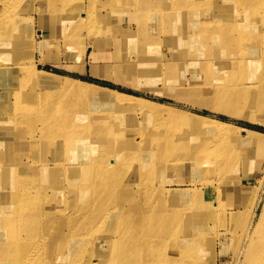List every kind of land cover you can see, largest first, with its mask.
<instances>
[{
  "label": "rangeland",
  "instance_id": "obj_1",
  "mask_svg": "<svg viewBox=\"0 0 264 264\" xmlns=\"http://www.w3.org/2000/svg\"><path fill=\"white\" fill-rule=\"evenodd\" d=\"M77 1H73L74 3L69 6L62 5V2H60L55 8L58 13L61 11V14H73L68 12L75 10L78 4H81L84 8L88 0ZM136 1L96 0L94 3L96 17L92 21L95 26V37L101 40L105 39L104 36L113 37L111 40L105 39V42H109V44L97 50H116L114 57L119 64L130 66L128 69H119L123 74L120 75L123 76L122 80L114 77L112 68L102 67V61L107 60V53L95 55L97 58L95 64L98 65L96 71L91 70L88 63L89 51H87V59L83 63H79L77 58L74 57L78 50H80L78 52L87 50L88 38H90V33H93V31H87V26L81 31L82 38L80 37L79 40L71 32L63 33L59 37L54 36V32L49 31L47 35L43 34L49 44L40 49L42 51L41 55L38 52L35 53L36 58L32 63H29L26 58V44L18 40L14 34H10L5 40L0 41L5 42L6 48H11L3 50L2 53L0 52V58H4L0 59V66L7 67L5 60H15L23 66L31 64L34 69L40 71L141 97L165 107L161 110H153L152 115L150 114L153 117L149 118L151 117L149 114H144L140 110H135L134 113H124L119 112L112 106L102 105L100 101L103 95L94 93L91 95V99L84 102L83 105L79 102L76 106L70 108L79 113L85 105L83 110L90 113L98 115L102 112L105 116L107 113L112 114L110 121L101 119L94 123L88 136L84 139L85 144L83 146L85 148L95 147L100 150L105 145H110L111 149L116 148V154H122L126 158H135L136 162L127 167L126 173L114 172L99 180V184L103 183L104 180L114 184L124 183L126 187H120L119 192L116 191L115 193H118L117 197L119 199H124L125 195L131 196L134 193L135 183L140 178L138 169L151 170L149 174L145 172L142 179L155 188L167 189L172 186L183 188L178 181H188L190 179L197 181L200 179L192 169H189L187 166L189 163H182L180 157H171L166 161L163 160V163L157 162L158 158H161V155L163 156V153L178 150L182 147V145L173 148L165 146V137L174 135L176 139H173L174 142H184L182 139L186 138L183 136L186 132V134L196 138L192 145L194 148L210 138V135H207L206 132L198 131L199 126L196 123L171 122L174 121L173 117L178 113L180 117L184 115L187 117L204 116L264 134V114L255 115V120L250 119L248 110L251 103L253 104L252 96L247 100L239 98L237 101L231 102L228 107L225 105L220 112H214L211 107L212 103L210 105L206 104L210 100L209 97L213 98L216 92L220 97L225 94L227 89L220 87L222 81L239 82L242 77L248 75V69L240 67L241 63L264 66V60L259 57L260 53H264V43L259 44L258 41L261 32H264V0H257L254 4L247 2V0L238 3L235 0H220L218 4L223 3L226 5V9L209 11V6L213 7L212 0L207 7V14L204 16H198L194 13L199 10L189 8L190 12L184 11L188 8L187 5L190 4L189 0H163L164 6L169 8L164 13L163 5L137 9L132 4ZM177 2L182 6V11L177 12L175 7ZM1 5L11 14L19 11L22 13L31 7L30 14L35 19L33 30L35 32L34 37L37 38L36 42L42 38V29L36 22L38 15L42 16L43 13L48 16L55 15V10L47 6L46 0H0ZM171 6L174 8H171ZM103 9L106 10V13H102ZM219 12L220 15H217ZM141 14L149 19L147 31L155 33L147 39H142L140 35L143 30L138 22ZM179 16L182 18L180 22L183 23V26L179 27L178 34H175L174 37L173 30L175 27L173 23L176 19L179 21ZM226 19L229 23L228 28H212L211 33L222 32L220 35L212 34L213 37L197 35L191 27L186 26V23L209 24L214 22L223 26L221 23ZM18 21L19 19H17ZM113 21H115V25L119 24L120 28H113ZM162 25L166 29L164 35L161 34ZM124 27H128L129 31L123 32L122 28ZM208 27H203L205 28L204 33H207ZM230 28L234 29L240 37L233 36V31ZM57 30H61L60 26ZM121 32L127 33L126 38H123V42L129 41V47L127 48L125 45H115L116 43L121 44V39L118 36L122 34ZM140 40L145 43L143 45L135 43ZM251 40L255 42L258 51L250 50ZM79 41L81 42L79 43ZM236 41H243L245 44L237 47L234 44ZM132 43H134V46H132ZM151 43H154V46H150ZM119 48H121V51H119ZM126 49L128 50L125 51ZM210 50L213 53L215 50L216 53L209 55ZM73 53L74 55L71 56ZM226 56L232 64L241 61L237 65L238 68L237 66L233 69L226 67L224 61ZM113 64H115V61ZM207 65L209 69H206ZM260 78L264 80V72H261ZM43 79L48 84H53L48 87L49 89L43 86L32 87L31 93H29V89L19 93V91L14 90V85L12 86L10 83L0 84V95L5 94L3 96L6 98L5 104L0 106V157L2 158L0 159V172H2V176H0V196L5 199L2 201L0 208V229H2V222L8 228L7 234H4V232L0 234V236H4L2 240L0 239V264H67L71 258V255L65 253L64 249L57 254L53 248V243L63 237L67 223L65 228L60 229L61 235L58 234L56 226L49 225V223L53 217L60 215L59 212H68L70 207L68 202L78 200L87 185L79 178V175H76L78 165L82 162V151H79L78 141L72 144L70 155L61 154L59 156L55 148L58 134L53 131V128L56 127L54 123L52 126L47 127L46 122L49 119L45 120V117H43L45 112L56 113L55 108L35 107L31 112L28 109L25 110L22 116L24 118L20 120L8 119L13 114L11 106H13L16 97L20 98V101H24L23 104L28 107L37 102L38 93L42 91L53 92L58 88L60 89L61 81L50 77H43ZM191 90L192 92H189ZM93 100L95 101L93 102ZM106 102H108L107 99ZM55 104L57 105V102ZM60 104L63 106V102ZM244 106H247V109L242 111ZM227 112H231V114ZM61 119L65 120L64 116ZM210 127L204 128L208 130ZM64 132H66V127ZM149 133L159 135L157 137V140H160L158 149L153 146L156 138L150 147L145 143H143L144 148L141 147V136H146ZM231 133L238 135V141H232L231 144L228 142L229 145L223 146L225 147L224 150L226 153L235 150L238 151L239 155L235 154L232 159L233 166L229 171L231 175L229 178L227 177L228 180L221 181L220 187L224 184V192L223 197L218 198L217 202L226 211V204H221L223 200L226 203L230 202L229 205H235L238 202L237 209H244L253 201L249 208L251 210L260 184H263L262 193L264 195V141L261 139L252 141L238 131L231 130ZM117 142L119 143L116 146ZM211 152L208 155L209 157L205 158L208 163H212L211 160L219 159L218 154L211 156ZM111 159L112 156L109 153L106 160L98 162L108 165L111 163ZM224 159L229 161L230 155L225 156ZM73 160L74 165L66 167V164ZM91 163L92 158L88 164ZM160 163H162L161 166ZM174 164H178L180 167L175 170L167 167ZM59 171L61 175H58ZM49 175H51V179L48 177ZM207 178L210 179L209 176ZM56 181L57 183L62 182L64 186L62 197L59 198L57 197L58 193L56 194V191L51 189L56 185ZM216 181H213V183ZM68 182L72 183L71 189H69ZM184 189L188 190L185 192L178 191L177 194H174L175 196H172L175 197L173 198L175 205H172L166 199L169 194L166 191L163 192L162 208L157 206L154 216L162 215L161 217L166 218L168 217L167 213L178 215L180 214L177 213L178 208L185 206L186 203H191L193 200L199 201L201 196L199 198L198 194L204 192L202 190L197 193L189 191V184ZM49 191L53 193L48 196ZM152 196H154V193L151 192L150 197ZM28 201L35 202L36 205L28 207L26 205ZM93 203L94 200L90 199L88 205ZM186 207L187 205L183 208ZM260 208L259 203L256 214L260 212ZM188 212L189 209L185 213L188 215ZM242 215L247 216V218L244 217L237 228H234V225L230 224L228 220L225 221L222 227L221 223L223 221L214 220L213 217L209 216L207 226L201 225L202 231L200 233L193 230V232L187 234V230H184V228L190 226L189 222L180 221L177 223L175 221L173 229L176 228L177 233L173 234L170 246L172 244L177 245L178 240L181 244L179 245L180 249L175 246L176 256L174 258L179 261V264H241L245 257L247 241L251 237L257 219H252L250 223V213ZM112 225L113 220L109 223L105 233L97 237L98 243L108 242ZM181 228L184 235H181ZM81 230L86 229H77L76 231L80 234ZM165 233V228L159 230L158 236L160 239ZM216 233L222 235V249H219L218 245L213 243L211 239L213 238L212 235ZM199 235L203 237L197 239L199 241L194 249L190 240L196 239ZM12 242H14L12 248L8 247V251H5V247ZM74 243L75 246L72 250H78L83 241L77 239V242ZM186 248L191 250L186 252ZM201 249L205 250L200 256L197 251ZM106 254L107 252L102 253L101 257L104 258ZM210 254L212 255L210 256ZM58 256L61 259L60 261L57 258ZM96 259V257L92 258L91 256L88 260L86 259V262L97 264Z\"/></svg>",
  "mask_w": 264,
  "mask_h": 264
},
{
  "label": "bare ground",
  "instance_id": "obj_2",
  "mask_svg": "<svg viewBox=\"0 0 264 264\" xmlns=\"http://www.w3.org/2000/svg\"><path fill=\"white\" fill-rule=\"evenodd\" d=\"M73 1L77 0H59L57 2L55 0H46L47 6H49L52 10H55V15L48 16L44 15V13L42 16L38 15L36 22L40 29H42V38L38 41L40 44L36 42L37 38L34 37L35 32L33 30V27L35 19L30 14L31 7L27 10H24L22 13L19 11L18 13L11 14L7 11L6 8H4L3 5H1L0 41L5 40L8 36H10V34H14V36L18 40H21V42L26 44V58L29 63H32L34 61V58H36L35 53L38 52L39 55H41L42 51H40V49L49 44L48 40L45 38V36H43V34L47 35V32L49 31L54 32L53 35L59 37L63 33L66 34L68 32H71L75 34L79 40L80 37L82 38L81 31L85 29V26H87V31H93V33H90V38H88L89 45H87V50H81V52H78L80 51L78 50L75 55L74 53L71 54V56L74 55V57L77 58L79 63H83L84 60L87 59V51L92 54L95 53V51H102L97 49L107 46L109 42H105V39L111 40L113 39V37L104 36V40L95 37V26L92 20L96 17V14L94 12V3L96 0H88L87 4H85L86 6L84 5V8L81 6V4H78L75 10L68 12L73 14H61V11L58 13V10L55 8L56 5L60 2H62V5L69 6L74 3ZM189 1L190 4L187 5L188 8L184 11L190 12L191 10L189 8L193 10H199L197 12H194L198 16H204L205 14H207V7L212 2V0ZM219 1L220 0H213V2L211 3L213 4V7H210V5L209 11L225 10L226 5H224L223 3L218 4ZM235 1L236 3H238L242 0ZM256 1L257 0H247V2H250L251 4H254ZM162 2L163 0H137L132 4L134 5V7H137V9H145L149 6L154 7L155 5L164 6L165 4ZM175 7L177 12L182 11V6L178 2ZM171 8L174 7L171 6ZM168 10V6L163 7V13ZM102 13H106V10L103 9ZM208 14H210V12H208ZM217 15H220V12ZM17 19H19L18 22ZM181 19V16H179V21L178 19H176L173 23V26L175 27L173 30L174 37L176 36L175 34H178V31L180 29L179 27L183 26V23L180 22ZM148 21L149 19L143 14H141L138 19L139 25L143 29L142 32L140 31L142 39H147L148 37H152V35L155 34L147 31ZM221 24L223 26H221L217 22L209 24L186 23V26L191 27V29L195 31L197 35L213 37V35H220L222 34V32L211 33L212 28H228L229 26L227 19L224 20ZM59 26L61 30H57ZM163 26L164 25H162L161 30L162 35L165 34L166 30L163 28ZM204 26H209L207 33H204ZM112 27L120 28V25L117 24ZM122 31L127 32L129 31V28L124 27L122 28ZM232 31L233 36L240 37V35H238L234 31V29H232ZM123 32H121V35H118L121 39V44L116 43L115 45H125L127 48L129 47V41L123 42V38H126L125 36L127 35V33L124 34ZM258 41L259 44L264 43V32H261L260 37H258ZM80 42L81 41H79V43ZM135 43L143 45V43L145 42L140 40ZM250 43V50L258 51L255 47V42L251 40ZM234 44L238 47L239 45L245 44V42L236 41V43ZM149 45L154 46V43H151ZM132 46H134V43H132ZM7 49L11 48H6L5 42H0V52L2 53L3 50ZM127 50L128 49H126L125 51ZM115 51L116 50L111 49V53L113 55L111 61H109V52L107 50L103 51V53H107V60L103 63V66L106 68H112L114 70V77H116L118 80H122L123 76L120 75L123 74L121 73V71H119V69H128L130 66L119 64L118 60L114 57ZM119 51H121V48H119ZM214 53H216L215 50ZM214 53L210 50L209 55ZM259 57L261 60H264V53H260ZM89 59L90 62H92L93 56H91V58ZM114 61L115 64H113ZM224 61L225 66L230 69H233L241 62L236 61L234 62V64H232V62H229L227 56L225 57ZM5 63L7 67L4 65L0 66V84L10 83L12 86L14 85V90L19 91V93L27 89H29V93H31L32 87L35 86H43L44 88L49 89L48 87L53 83L48 84L47 81L43 79V77H50L61 81L59 85L60 89L58 88L53 92L42 91L38 93L37 102L34 105L26 107L23 104L24 101H20V98L16 97L13 106H11L13 114L8 119L20 120L24 118L22 116L25 110L28 109L29 112H31L35 107L44 108L45 106H47L49 109L55 108L56 113L45 112L43 114V117H45V120L49 119L46 122L47 127L52 126V124L54 123V126L57 128H53V131L58 134L55 141L57 143V146L55 148L59 156L61 154L67 156L70 155L72 144L78 141L79 151H82V162L78 165V171L76 175H79V178L86 182L87 185L84 187V190L81 192L82 194H80L78 200L68 202L70 205L69 211L66 213L62 211L59 212L60 215H56L55 217H53L51 222L49 223V225L52 224L56 226L59 235H61L60 229L65 228L67 223L66 231L63 233V237H60L56 242L53 243V248L57 254L64 249L65 253L71 255V258L69 259L67 264H89L86 262V259L88 260L91 256L92 258H97V264H179V261H176V258H174V256H176V251L174 250V248L175 246H178L177 249H180L179 245L181 243L178 240L177 245L172 244L170 246L173 239V234H175V232L177 233V229H173V224L175 223V221H177V223L180 221L189 222L190 226L184 228V230H187V234L189 232H193V230L200 233L202 231L201 225L207 226L209 216L213 217L214 220L223 221L221 223L222 227L224 226L225 221L227 222L228 220L230 224L234 225V228H237V225L241 223L244 217L247 218V216H243L242 214L248 215L249 213L250 223L252 219H257L252 229L251 237L247 241L245 257L241 264H264V195L262 193L263 184H260L258 187V194L251 210H249V208L252 205L253 201L252 203H249L244 209H237V204H239L238 202H236L235 205H229L230 202L226 203L223 200L221 201V204H226V211L225 209H223V206H220L217 202L218 198H221V196L223 197L224 192V184L220 187L221 181L228 180L229 176L231 175L229 171L233 166L232 159L234 158L235 154L239 155L237 153L238 151L236 152L235 150L231 151L230 153H226L224 150L225 147H223L225 145H229V143L231 144L232 141H238V135L231 133V130L238 131L241 134H244L247 139H251L252 141L259 139L264 141V134L242 129L232 124L209 119L204 116L194 115L187 117L186 115H184L180 117L178 113L175 117H173L174 121L171 122L175 123L177 121L184 124L196 123L199 126L198 131L206 132L207 135H210V138L204 140L200 145L194 148V146L192 145L195 142L196 138L191 137V135L186 134V132H184L183 134V136L186 137L185 139H182V141L184 142H174L173 139L176 140L174 135L165 137V146L173 148L175 146L182 145V147L178 150H171L163 153V156L161 155V158H158L157 162H162L163 160L166 161L171 157H180L182 163H189L187 164L189 169H192L194 173H196L200 177V179H198L197 181L194 179H190L188 181H178L180 185L183 186V188L179 186H172L167 189H162L161 187L155 188L150 183H146L145 180L142 179L143 174L145 172L149 174L151 170L138 169L140 178L137 180L138 182L135 183L136 185L134 193L131 196L125 195L124 199H119L117 197L118 193H115L116 191L119 192V190L121 189L120 187H126L124 183L114 184L111 182H106L104 180L103 183L99 184V180L104 179L105 176L113 174L114 172L126 173L127 167L136 162L135 158H126V156L122 154H116V148L111 149L110 145H105V147L101 148L100 150L96 149L95 147L85 148L83 146L85 144L84 139L88 136L94 123L100 121L101 119L110 121L112 114L107 113L106 116L102 112L98 115L93 114L87 110H83L85 105L82 107L79 113L74 112V109L70 108L76 106L79 102H81L80 104L83 105L84 102L91 99V95L94 93L96 95H103L100 104L110 107L112 106L119 112L124 113H134L136 112L135 110H140V112L143 111L144 114L152 115L153 110H161L165 107L157 102L149 101L141 97L119 93L115 90L95 86L84 81H79L67 77H60L61 75L40 71L34 69L31 64L23 66L22 64L17 63L15 60H5ZM240 67L247 68L248 75L242 77L239 82H226L225 80L222 81L220 87H224L225 89H227L225 94L220 97L218 96V92H216L213 98H211V96L209 97L210 100L206 102V104L210 105V103H212L211 107L213 108L214 112H220L224 109L225 105L226 107H228L231 102H235L239 98L247 100L252 96L253 104L251 103L248 111L250 119L255 120V115L264 114V111H262L264 109V80L260 78L261 72H264V66L261 67V65H246L244 63H241ZM135 68L141 69L140 67ZM206 69H209L208 65L206 66ZM189 92H192V90ZM3 95L5 94L0 95V106L5 104L6 101V98ZM106 99L108 100V102H106ZM94 101L95 100H93V102ZM56 102L57 105L55 104ZM61 102H63V106H61ZM246 109L247 106H244V108L242 107V111H245ZM227 113L231 114V112ZM63 116L65 120L61 119V117ZM152 117L153 116L149 118ZM208 126L211 127L206 130L204 127ZM65 127L66 132H64ZM143 136H141L140 140V145L142 148H144L143 143L150 147L153 143V140L156 138L153 146L158 149L160 140H157V137L159 135L149 133L146 136ZM105 138L107 140V136ZM118 143L119 142L116 143V146L118 145ZM210 152L211 156L218 154L219 159L211 160L212 163L206 162L205 158L209 157L208 155L210 154ZM109 153L112 156L110 164L105 165L103 162H98L101 160H106ZM228 155H230L229 161L224 159L225 156ZM2 157L4 156L2 155ZM91 158L92 163L89 165L88 163L91 162ZM0 159L2 158L0 157ZM162 163H160V166ZM73 165L74 160L66 164V167ZM177 165L178 164H174L173 166L169 165L167 167L175 170L180 167L179 165ZM58 175H61L60 171L58 172ZM0 176H2V172H0ZM207 176H209L210 179H208ZM48 177L51 179V175H49ZM67 180L69 179L67 178ZM215 180L217 181L213 183V181ZM68 183L70 185L69 189H71L72 183ZM187 184H189L190 187L189 191H194L196 193L200 190L204 191L202 194L200 193L201 195L198 194L199 198L201 196V199L199 201L193 200L189 204L186 203V208H183L186 205L178 208L177 213H180L178 215L167 213L168 217L166 218L161 217L162 215L157 217L154 216V211L157 210V206L162 208L164 197L163 192L166 191L169 194L168 198L166 199L169 200L172 205H175V200H173V198L175 197L172 196H175L174 194H177L178 191H187L188 189H184V187H187ZM215 184L217 185L215 186ZM51 189L55 190L56 194L58 193V198L62 197V191L64 189L62 182L57 183L56 181V185L51 187ZM151 192L154 193V196L152 197H150ZM51 193L53 192L49 191L48 196ZM90 199L94 200V203L92 205H88ZM3 200L5 199L0 196V208ZM259 203L261 206L260 212L256 214ZM26 205L29 207L35 206L36 204L35 202L28 201ZM187 209H189L188 215L185 213ZM173 211L175 212L174 209ZM37 214H39V212H37ZM112 220V231L109 232L110 239H108V242L106 243H98L97 237L105 233L109 223ZM201 221H203L204 223ZM161 228L166 229V233L162 235V239H160V237L158 236V232ZM77 229L86 230H81L80 234H78L79 232L76 231ZM181 230V235H184V231L182 228ZM7 231L8 228L6 227V224L2 222V229H0V234L1 232L7 234ZM224 232L226 233V231ZM201 236L202 235H199L196 239H192V241L190 240V242H192V247L194 246V249L197 246L196 243H198L199 241L197 239ZM212 236L213 238L211 239L213 243H216L219 249H222V235H220V233H216ZM3 238L4 236H0L1 240ZM77 239L82 240L83 243L80 245V247H78V250H72V248L75 246L74 242H77ZM96 242L97 244L95 245ZM13 243L14 242H12L10 245L8 244L9 246L7 245L4 250L8 251V247L12 248ZM188 245L191 248L190 244ZM190 248H186V252H189V250H191ZM204 250L205 249L198 250L197 254H200L201 256ZM105 252H107V254L104 258H102V253ZM71 253L73 254V256ZM212 254H210V256ZM57 258L59 261L61 260L59 259V256Z\"/></svg>",
  "mask_w": 264,
  "mask_h": 264
},
{
  "label": "crops",
  "instance_id": "obj_3",
  "mask_svg": "<svg viewBox=\"0 0 264 264\" xmlns=\"http://www.w3.org/2000/svg\"><path fill=\"white\" fill-rule=\"evenodd\" d=\"M112 24H113V26H115V21H113L112 22ZM105 51V50H104ZM109 53V61H111L112 60V58H113V55H112V53H111V51H109V50H107ZM97 52H101V53H103V51H95V53H90V55H89V57L88 58H91V56H93V59H92V62H90V59H89V65H90V67H91V70H94V71H96V68H98L97 66L98 65H96L95 64V62H96V60H97V58L95 57V55L96 54H98ZM101 53H99V54H101ZM102 61V60H101ZM86 62H87V60H86ZM103 63L105 62V61H102ZM103 63H102V67H104L103 66ZM82 65V64H81ZM104 68H106V67H104ZM77 80V79H76Z\"/></svg>",
  "mask_w": 264,
  "mask_h": 264
}]
</instances>
